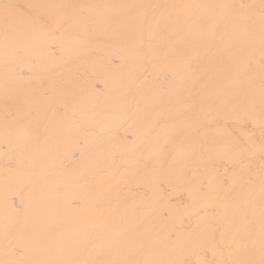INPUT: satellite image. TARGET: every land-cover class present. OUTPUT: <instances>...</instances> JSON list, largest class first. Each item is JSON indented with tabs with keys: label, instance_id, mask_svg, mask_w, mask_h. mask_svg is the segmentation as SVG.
Here are the masks:
<instances>
[{
	"label": "bare ground",
	"instance_id": "1",
	"mask_svg": "<svg viewBox=\"0 0 264 264\" xmlns=\"http://www.w3.org/2000/svg\"><path fill=\"white\" fill-rule=\"evenodd\" d=\"M241 3L260 0H0V264L227 258L250 181L258 215L264 129L224 106L251 90L258 116L259 76L227 9L189 30L163 6Z\"/></svg>",
	"mask_w": 264,
	"mask_h": 264
},
{
	"label": "snow or ice",
	"instance_id": "2",
	"mask_svg": "<svg viewBox=\"0 0 264 264\" xmlns=\"http://www.w3.org/2000/svg\"><path fill=\"white\" fill-rule=\"evenodd\" d=\"M140 7H151L153 10L160 8V5H143ZM167 8L180 9L182 14L178 16V23L187 26L189 30H195L201 25H207L209 29H215L220 22L210 17L196 15L199 9H214L216 7L228 10L226 18L222 22L229 28L231 36L242 41L240 51L247 58L243 71L248 74L249 81H254L256 75L259 76L260 95H259V113L257 116L255 100L251 90L245 94L243 101L237 100L231 105H225L229 114L236 116L242 122L249 121L256 123L258 121L261 129H264V0L260 4L239 5H213V4H179L164 5ZM257 8L259 9L257 13ZM6 18L12 14V6H4ZM257 23L259 25V58H255V44ZM7 95V90H5ZM25 121L31 123V110L26 112H17L12 124H5V135H11L25 131L27 125ZM248 142L252 143L251 136L247 137ZM202 145H194V150L202 148ZM230 148L238 153H243L246 149L239 142H232ZM262 150H264V133L261 141ZM206 150V149H205ZM261 172L264 173V164L261 165ZM253 189L251 181L249 189L243 194L237 195V211L233 218L228 222L225 230L227 258H224V252H220L219 259L202 261L201 264H264V175L261 177L259 191V208L257 215V202L252 195ZM258 225V227H257ZM230 234V239L227 237ZM31 264H89V262L63 261V260H42L34 261ZM90 264H132L130 261L121 260H103L92 261ZM152 264H176L174 261H154Z\"/></svg>",
	"mask_w": 264,
	"mask_h": 264
}]
</instances>
